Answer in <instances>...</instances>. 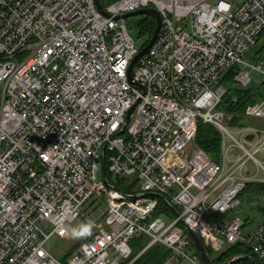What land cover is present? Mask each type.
I'll return each instance as SVG.
<instances>
[{"label":"built area","instance_id":"obj_1","mask_svg":"<svg viewBox=\"0 0 264 264\" xmlns=\"http://www.w3.org/2000/svg\"><path fill=\"white\" fill-rule=\"evenodd\" d=\"M100 1L109 15L95 0H0V264H120L140 234L146 247L203 264L185 226L215 251L243 242L264 264V218L243 231L237 212L245 182L264 180L244 172L249 158L264 168V124H230L218 108L226 71L241 86L247 66L264 75L262 60H244L264 29V0ZM140 7L156 8L161 26L129 81L139 46L115 16ZM244 114L263 119L264 97ZM198 119L220 131L219 162L196 143ZM104 165L136 178L137 191L109 182ZM148 192L179 215L150 219ZM91 199L105 208L90 236L58 259L47 239Z\"/></svg>","mask_w":264,"mask_h":264},{"label":"trees","instance_id":"obj_2","mask_svg":"<svg viewBox=\"0 0 264 264\" xmlns=\"http://www.w3.org/2000/svg\"><path fill=\"white\" fill-rule=\"evenodd\" d=\"M154 28L155 19L148 15L143 17L141 21L140 33L145 34L147 39L141 43L139 48L142 47L148 39H150ZM263 33L264 29L260 32L261 36L258 37L255 45H257ZM254 59L262 60L264 62V38L256 47ZM234 72L235 69H229L221 77L220 82L226 90L218 104V108L232 115L231 121H229L230 124L245 125L248 122L244 114L245 109L251 103L264 97V75H262V79L257 82L254 88L251 82L246 86H241L236 83L233 79ZM195 140L196 143L202 147L215 162H219L221 157V134L216 126L198 119ZM102 172L107 176L108 181L113 182L118 189L127 193L137 191L136 178L131 176L113 177L107 171L106 165L102 167ZM152 196L157 198V204L150 214V219L154 216L162 214L168 217L174 216L170 206L161 197L155 195ZM262 196H264V180H250L245 182L244 187L239 193L240 204L237 208V212L241 216L243 222L242 230L247 224H249L250 221L255 220L256 215H254V213L256 211L260 214L264 213V204L263 201L260 200V197ZM219 217L220 216L215 215V219ZM89 236L90 235L83 238ZM80 241L81 240H78L72 244L70 250L67 251L61 259H65ZM148 241L149 237L145 234H140L132 238L130 240L131 255L129 258L122 260L120 264H164L172 255L171 250L159 242H155L146 247ZM189 247L194 248L196 253L199 255L191 237H189ZM205 247L213 264H223L228 258L234 255H239L241 257L240 261L244 264H252L249 256L255 260L256 264H262L255 253L252 252L250 247L240 241L227 245L220 251H215L206 245Z\"/></svg>","mask_w":264,"mask_h":264},{"label":"rangeland","instance_id":"obj_3","mask_svg":"<svg viewBox=\"0 0 264 264\" xmlns=\"http://www.w3.org/2000/svg\"><path fill=\"white\" fill-rule=\"evenodd\" d=\"M143 17H145L144 14H132L125 17V24L127 25L126 27L128 28L130 34L136 39L137 46H140L141 43L147 39V36L145 34L140 33L141 21ZM263 38H264V33L260 38V40L258 41L257 45H253L245 53L244 60L248 64L251 65L256 62L254 59V52L256 50V47L258 46L259 43H261ZM247 69L251 76V83L255 88L257 82H259L262 79V74L258 70L251 69L250 66H247ZM249 124L262 126L264 124V118L263 119L253 118L244 126ZM236 136L238 137V135ZM231 143H232L231 140H226V145L229 146V152L231 154H240L241 150H238L236 146L232 145ZM256 157L264 165V150H261L258 153H256ZM244 172L247 175H254L256 178H264V168L259 166L257 169L256 163L251 158H249L246 161ZM112 176L116 177L115 175ZM260 200H262L264 204V196L260 197ZM104 208H105V204L101 200L91 199L88 203L84 205L83 207L84 214H82L81 217L76 218L72 221H66L57 230L53 231V233L49 236V238L45 243L46 249L49 252H51L54 256H56L58 259H61L67 253V251L70 250L72 244H74L78 240L84 239L83 237L88 236V235L82 237L73 236L72 235L73 227L79 225L81 222H85L93 219L99 213H101L104 210ZM254 215H256L255 220L250 221L249 224H247L246 227L243 228V231L251 229L254 225L261 222L264 218V213L260 214L259 212L256 211ZM165 219L167 220V218ZM192 249L194 250V248ZM172 256L173 255H171L164 264H192L188 259H180L178 257H172Z\"/></svg>","mask_w":264,"mask_h":264},{"label":"water","instance_id":"obj_4","mask_svg":"<svg viewBox=\"0 0 264 264\" xmlns=\"http://www.w3.org/2000/svg\"><path fill=\"white\" fill-rule=\"evenodd\" d=\"M95 4H96V7L98 8V10L101 13H103L105 15H109V13L103 8L102 3H101L100 0H95ZM132 14H144V15L151 16V17H153L155 19L156 23H155V28L153 30V33H152L150 39L142 47H140L138 49L137 53L133 56V58L131 59L129 65H128L127 77L129 79V81H131L133 79L132 69H133V66H134L135 62L151 46V44L153 43V41L157 37V34H158L160 26H161L160 13L154 7H140L138 9H135V10H132V11H129V12H125V13H123L121 15H116L115 18H125L126 16H129V15H132ZM132 110H133V106L129 109V111L127 113V116H126L127 120L129 119V114L131 113ZM148 194L161 197L172 208V211H173L174 215L175 216L179 215L178 210L174 206H171L168 203L167 199L162 194L157 193V192H148ZM129 196L131 198H135L137 195L136 194H131ZM181 222L183 223L182 220H181ZM185 228H186V231L188 232L189 237H191L192 241L194 242V245H195L196 249L199 252V255H200L202 263L203 264H213L209 254L207 252V249H206L202 239L200 238V236L198 234H196L194 231H192L191 229H189L188 227L185 226ZM234 256H236V258H238V259H241V257L239 255H234ZM232 257L233 256L228 258L223 264H230L231 260H232ZM249 258L251 259L252 264H256L255 260H253L250 256H249Z\"/></svg>","mask_w":264,"mask_h":264},{"label":"clouds","instance_id":"obj_5","mask_svg":"<svg viewBox=\"0 0 264 264\" xmlns=\"http://www.w3.org/2000/svg\"><path fill=\"white\" fill-rule=\"evenodd\" d=\"M93 223L94 222L91 220L81 222L79 225L73 227L72 235L75 237H82L91 234Z\"/></svg>","mask_w":264,"mask_h":264},{"label":"bare ground","instance_id":"obj_6","mask_svg":"<svg viewBox=\"0 0 264 264\" xmlns=\"http://www.w3.org/2000/svg\"><path fill=\"white\" fill-rule=\"evenodd\" d=\"M146 16V15H145ZM153 18V17H152ZM156 23V22H155ZM127 26V25H126ZM259 36H261V35H259ZM149 40V39H148ZM147 42V41H146ZM129 111V110H128ZM168 248V247H167Z\"/></svg>","mask_w":264,"mask_h":264}]
</instances>
